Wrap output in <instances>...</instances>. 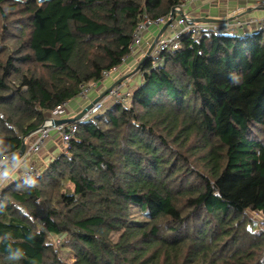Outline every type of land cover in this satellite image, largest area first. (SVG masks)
<instances>
[{
  "label": "trees",
  "instance_id": "obj_1",
  "mask_svg": "<svg viewBox=\"0 0 264 264\" xmlns=\"http://www.w3.org/2000/svg\"><path fill=\"white\" fill-rule=\"evenodd\" d=\"M179 4L0 0V160L128 57L144 16ZM159 60L143 57L126 106L78 122L33 182L0 189V264H68L61 250L70 264H264L246 216L264 220V32L185 34Z\"/></svg>",
  "mask_w": 264,
  "mask_h": 264
},
{
  "label": "built area",
  "instance_id": "obj_2",
  "mask_svg": "<svg viewBox=\"0 0 264 264\" xmlns=\"http://www.w3.org/2000/svg\"><path fill=\"white\" fill-rule=\"evenodd\" d=\"M14 1L24 2L26 0ZM48 1L50 0H36L38 4H43ZM195 1L207 2L210 0H180V4L172 8L175 13L173 18H170V13L164 17L158 16L153 18L144 16L132 34L129 55L134 54L135 50L142 46V35L144 31L150 27L161 28L164 25L166 26L163 32L158 36L157 41L151 50L145 55L153 58V66H158L160 64L161 60H159V58L163 52L176 50L180 45L181 37L185 34L198 37L204 30H210L217 34H229L231 36L251 32H264V17H256L252 15L236 16V14H238L237 12L230 16L223 17L217 22H197L190 14L183 11L184 7L189 6ZM256 7L264 8V0H257ZM169 19L170 21L168 22ZM126 59L127 57H124L121 59L119 65L103 70L101 73V79L108 78L119 72L120 66L125 63ZM94 85L95 83L81 85L77 98L87 100ZM131 94L132 90L126 79H123L111 86L108 92L100 99L93 102L90 108L83 113L78 120L65 121L54 125V120L68 118L67 102L57 105L38 128L31 131L23 138V141L26 144L25 150L17 160L13 161L15 168L20 163L26 162V166L21 172V177L30 183L38 177V170L35 165L28 162V160L32 155L41 152L53 135L57 136L61 142V152L66 153L70 140L74 137L77 131L78 122L92 120L97 114L106 108L105 103L109 100L111 102L109 106L113 104H125V102L131 97ZM16 154L3 155L0 163L9 162ZM258 220L259 226L264 227V220L260 218ZM56 243L58 244L59 240H56Z\"/></svg>",
  "mask_w": 264,
  "mask_h": 264
},
{
  "label": "crops",
  "instance_id": "obj_3",
  "mask_svg": "<svg viewBox=\"0 0 264 264\" xmlns=\"http://www.w3.org/2000/svg\"><path fill=\"white\" fill-rule=\"evenodd\" d=\"M257 0H210L207 2L195 1L189 6L184 7L183 11L188 13L193 18H208L212 20H219L220 18L230 16L234 13H242L241 16L252 15L256 17H264V8L256 7ZM162 27H150L144 31L142 35V46L134 54L129 55L127 61L122 64L119 68V72L113 74L112 76L101 79L99 82L95 83L94 87L90 91L87 101L75 98L68 101V118H73L86 106L89 101L104 94V92L111 86H113L119 79L126 77L128 81L131 82L135 80L134 85H129L130 89L140 83V74L135 73V69L139 61L143 58H137L138 53H143L148 50V47L153 43L154 39L157 38L163 31ZM161 31V32H160ZM136 61H138L136 63ZM134 71V73H133ZM83 101V102H82ZM61 153V146L57 136H52L51 139L46 144L42 152L32 155L28 162L35 164L40 169L44 168L54 157ZM26 162L20 163L18 166H14L11 163H0V189L13 180L22 178L21 172L25 168Z\"/></svg>",
  "mask_w": 264,
  "mask_h": 264
},
{
  "label": "rangeland",
  "instance_id": "obj_4",
  "mask_svg": "<svg viewBox=\"0 0 264 264\" xmlns=\"http://www.w3.org/2000/svg\"><path fill=\"white\" fill-rule=\"evenodd\" d=\"M221 19V18H220ZM219 19V20H220ZM212 22H217V21H212ZM150 47V46H149ZM148 47V48H149ZM139 50V48H137L136 50H135V52L136 51H138ZM146 53H147V51L146 52H144L143 53V55H142V53H138L137 54V58H142L141 56H145L146 55ZM129 57V56H128ZM128 57H127V59H128ZM127 61V60H126ZM125 61V62H126ZM138 61H136V63H137ZM133 70H135V73H139L137 70H138V64H137V67L135 68V69H133ZM133 73H134V71H133ZM132 74V73H131ZM131 74H128L127 76H125L123 79H128V78H126V77H129ZM139 75V74H138ZM123 79H119L120 81H122ZM127 81V83H128V85H134L135 84V80L134 81H132L131 80V82L130 81H128V80H126ZM116 84V83H115ZM81 100V99H80ZM84 102L85 101H87V100H83ZM82 101V102H83ZM93 101V100H92ZM92 101H89L88 103H90V102H92ZM87 103V104H88ZM110 100L109 101H107L106 103H105V106L107 107V106H109L110 105ZM128 103V101H126L125 102V106H126V104ZM86 104V105H87ZM67 105H68V102H67ZM67 109H68V106H67ZM58 140H59V138H58ZM59 143H60V146H61V142H60V140H59ZM46 146V145H45ZM45 148V147H44ZM43 148V149H44ZM42 149V150H43ZM42 152V151H41ZM40 152V153H41ZM35 165V164H34ZM35 167H36V169L38 170V172H40V170H42L43 168H39L38 166H36L35 165ZM246 216L248 217V218H250L253 222H255L256 223V220H258L259 218H258V216H256L254 213H252V212H249V211H247L246 212ZM132 217L134 218V221L135 222H143V221H145V220H147V218H146V216H144L143 215V213L142 212H140V210L138 209V208H136V207H133L132 208ZM256 227L258 228V225H256ZM112 237H113V239H116V237H117V235L116 234H114V235H112ZM59 256H60V258L64 261V262H66V263H68V264H70V263H72L73 261H74V255L71 253V252H69V251H66V250H61L60 252H59Z\"/></svg>",
  "mask_w": 264,
  "mask_h": 264
},
{
  "label": "water",
  "instance_id": "obj_5",
  "mask_svg": "<svg viewBox=\"0 0 264 264\" xmlns=\"http://www.w3.org/2000/svg\"><path fill=\"white\" fill-rule=\"evenodd\" d=\"M174 14H175L174 11L171 10V12H170V18H173ZM241 15H242V13H238V14H236V16H241ZM194 20L197 21V22H212V21H218V20H212V19H208V18H194ZM169 21H170V19L168 20V22H169ZM165 27H166V26L164 25V26L162 27L161 31H163V30L165 29ZM161 31H160V32H161ZM157 38H158V36H157ZM157 38L154 39L153 43H152V44L150 45V47L148 48L147 53L151 50V48L153 47V45H154L155 42L157 41ZM119 81H120V80H118L116 83H118ZM109 89H110V87L104 92V94L107 93ZM104 94H102L101 96L95 98L92 102L88 103V104H87V105H86V106L80 111V113L77 114L76 116H74L73 118H70V119H59V120H54V121H53V122H54V125H57V124L63 123V122H65V121H75V120H78V119L80 118V116H81L83 113H85V112L90 108V106L92 105V103L95 102V101H97L98 99H100ZM25 147H26V144H25L24 141H22V144H21V147H20L19 151L17 152V154H16L14 157H12V158L10 159V161H9L8 163H11V162L17 160V159L23 154V152H24V150H25Z\"/></svg>",
  "mask_w": 264,
  "mask_h": 264
},
{
  "label": "clouds",
  "instance_id": "obj_6",
  "mask_svg": "<svg viewBox=\"0 0 264 264\" xmlns=\"http://www.w3.org/2000/svg\"><path fill=\"white\" fill-rule=\"evenodd\" d=\"M230 79L235 84V83H239L240 78L235 74H230ZM22 255L23 253L20 250H17L15 253L10 255V259H19Z\"/></svg>",
  "mask_w": 264,
  "mask_h": 264
}]
</instances>
